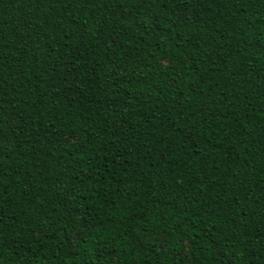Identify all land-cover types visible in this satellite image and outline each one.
Listing matches in <instances>:
<instances>
[{
	"label": "trees",
	"instance_id": "obj_1",
	"mask_svg": "<svg viewBox=\"0 0 264 264\" xmlns=\"http://www.w3.org/2000/svg\"><path fill=\"white\" fill-rule=\"evenodd\" d=\"M0 264H264V0H0Z\"/></svg>",
	"mask_w": 264,
	"mask_h": 264
}]
</instances>
